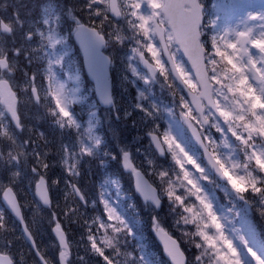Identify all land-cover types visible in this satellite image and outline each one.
Masks as SVG:
<instances>
[{
    "label": "rangeland",
    "instance_id": "374dc122",
    "mask_svg": "<svg viewBox=\"0 0 264 264\" xmlns=\"http://www.w3.org/2000/svg\"><path fill=\"white\" fill-rule=\"evenodd\" d=\"M202 1H204L208 6L211 24L214 25L213 28L219 25L218 29L221 34L219 35L223 41L229 44V47L235 50L236 55L238 56V65H236V68L237 70L239 69V81L241 80V70L243 83L246 85V91H248L253 100H258V102L263 106L264 112V0ZM68 3L72 5L76 4L77 8H83L86 10L87 14L93 17L97 14L104 17L108 13L107 0H68ZM130 3H134L136 5V10L131 8ZM161 3L162 0H120L122 11L125 12V14L120 22H116L112 19V22L108 20V23L117 33L122 35L123 47L117 52L116 58L118 60L119 57L118 61L123 65L122 68L128 69L130 76L127 77V79L130 81H137L139 79L142 83L140 84V88L137 90L136 97L137 105L141 106V112L138 115L139 123L145 128H152L153 125L162 126V130L166 134L172 150L174 151L177 159L182 163L189 185L197 190L201 188L202 180L204 182H210V175L207 171L206 165H203L199 161V151H197V149L193 146L186 130L180 125L181 122L176 115L177 110L167 102L166 95L164 96V91L161 90L162 92H160L159 90V88H161L160 86L168 88L165 85H169V81H166L165 79L167 78V67L161 56L160 49L155 43L152 26L153 19L155 17L163 22L162 15L160 13ZM240 5H244L245 11H238ZM27 6L28 5L25 7ZM47 9L48 10H46L45 13L46 17H42V22H47V43L44 46L46 47V54L48 56L46 61L50 66L52 90L47 89L46 95L51 98L50 101L52 103L55 101L56 108L67 112L68 98L66 94V84H68V80L66 81L65 78L68 77V75H71V78H73V76L75 77L73 65L77 60L75 59L76 56L71 54L68 61L62 60L61 63L60 60L62 57L59 53H57L53 45L54 41L51 40L52 35L50 34V31L54 20L52 19L48 21V15L52 10L51 8ZM31 17L32 11L26 10L25 19L27 20ZM243 34L249 35V42L245 46L240 45V37ZM215 35L216 33H213V37ZM169 47L185 81L192 87L193 90H196L194 80L189 73L187 65L184 61H182L178 48L172 39L169 42ZM137 48H139L144 55L154 62L160 70V75L157 76L160 86L156 84V89H151L146 83L151 79L140 65L136 55ZM249 65L254 66L259 71L261 78L263 77L260 82L253 80L248 71ZM125 75H128V73ZM46 78L49 80V84L51 86L49 76L47 75ZM217 79V75H211L212 83L218 82ZM122 81L123 78H119V82L123 83ZM89 88L91 89V87ZM173 89L174 88L172 87V91ZM213 90H215L214 87ZM173 95H177L178 106L180 109L197 117L190 109L187 100L182 94L174 92ZM213 95L218 109L225 113L228 121L235 120L237 116V103L234 102L233 106L226 98L228 94L218 87L216 91H214ZM123 97L124 96L122 95V98ZM238 104L241 105L242 102H239ZM91 106H93V103H91ZM205 117L208 119L205 135L210 137V143L215 150L214 153L217 159L224 166V169L229 176L236 177L244 160L236 147L233 135L227 128L224 127L221 119L214 117L210 109L205 111ZM75 124L76 123L73 122L74 127H76ZM87 125L90 126L89 123H87ZM30 130L31 131H28V135H32L38 139V141L34 142V146H37L38 148L41 146L44 147L40 150L41 159H39L41 161L47 160V156L50 152L47 146H44L47 145V133H49V131L53 133L49 134L54 135V137L51 138V141L53 140V158L51 156V166L54 171L61 170L65 172L70 170L71 167L69 166L71 164L79 163L80 160L84 156H87V153H90L91 151L87 148V143L85 142L77 144L73 143L70 148H68L69 138L64 136L66 132H56L54 128H51V125H48V132L38 131V129L35 131L33 125H31ZM214 133H218V137L214 135ZM23 148L27 151L26 147ZM69 151L72 152V154H69ZM257 155L264 163L263 146L258 148ZM32 156L33 151H31V154L25 153V162H27ZM27 173L28 171H26V179L28 178ZM49 174L51 175L52 171ZM252 176L255 177V173H252ZM85 186L88 191L94 187V185L90 184H85ZM220 190L228 197L232 196V193L226 184H221ZM102 195V200L105 203H108L106 202L104 192ZM70 199V196L64 189V192L61 196H59V203L68 204ZM33 205L35 207L34 213H36L37 210L39 212V206L36 203H33ZM106 208L108 209L107 205ZM210 211L214 220L223 229L227 241L239 250L242 256L245 255L247 251L243 250L242 247L240 248V242L247 245L249 242L248 235L251 232V224L248 221L246 214H242L241 211L231 214L230 209L223 206V204H219L217 210L212 206ZM49 220H51V218L45 219L44 217H41L39 219V233L40 236L45 238V245L47 244L50 247H53L55 244L51 238L50 225L48 224ZM47 226H49V230H47ZM232 234H235V236ZM237 235L240 237H237ZM250 249L252 250L253 259L258 261L260 264H264V259L260 252L253 251L252 247H250ZM112 259L113 257H110V260ZM91 263L96 264L95 262ZM243 263L246 264L244 259ZM105 264H107V262H105Z\"/></svg>",
    "mask_w": 264,
    "mask_h": 264
},
{
    "label": "trees",
    "instance_id": "16d2710c",
    "mask_svg": "<svg viewBox=\"0 0 264 264\" xmlns=\"http://www.w3.org/2000/svg\"><path fill=\"white\" fill-rule=\"evenodd\" d=\"M120 48L121 46L119 44L117 51ZM73 51L77 53L75 48ZM113 63L112 80L114 83V91L118 96L121 94L130 99V102H127L126 100H120L117 96L119 108V119L117 122L119 123L120 130H118L116 135L119 138L120 147L122 149L124 143L142 145L145 140L144 130H139L136 124V115L132 110V103L135 106V86L129 80L125 86L120 85L119 78L122 73V69L120 68L121 64L115 57ZM77 70V73L75 72V77L77 82L76 87H78L79 90V87H83L87 80L83 75L81 62L80 65L77 66ZM30 73H32L31 70L25 69L23 78H27ZM235 90L237 89L235 88ZM240 90L242 89L239 86L237 92ZM85 95L84 90H82L77 98L83 99ZM69 98L72 113L79 120V117L75 113L76 102L71 99V95H69ZM94 105L99 108L96 103H94ZM241 121L243 122V120ZM99 122L100 120L98 119L93 121V125L96 129L99 127ZM256 130L257 129L252 127L249 129V126L245 127V133L243 134L244 141L241 147L247 152L250 151L249 141L254 140L256 137L255 135H257ZM101 133L102 138L98 140L96 144V153L98 156L104 158L103 162L105 166H107L109 162L114 163L115 160L118 163L119 158L116 156V153L113 155L109 152L114 148L115 151L118 150L119 146H114L113 142L110 141L109 132L106 130V127L102 128ZM136 149L141 152L140 146H136ZM95 165H97V163ZM168 165L170 168L162 172V174L164 173L163 177L159 176V169L155 170L154 168L147 175L161 193L160 195L163 203L160 211L161 215H159L161 219L159 221L179 240L188 256L187 264H237L235 256L230 254V250L224 244L223 237L218 227L213 223L212 218L208 213L200 210L201 207L199 206L197 196L187 191L184 181L182 182V174L179 172L172 159L169 160ZM158 166L162 165L158 163ZM88 175H90V173H88ZM109 181L112 192L119 201V208L131 226L130 232L135 234V238L139 240V244L142 248H146L147 242L150 240L152 242L151 249L154 252L158 250L152 231L150 230V221L148 218H143L140 211L126 207L132 202L135 204L140 203L136 195L128 191V186L132 185L129 177L118 175L114 181L111 177ZM240 184L242 186H240ZM240 184L236 183V186L242 190L244 198L253 202L256 200L259 202L257 206H254L252 216L258 226L264 229V196L257 194L260 189H264V172L261 173V176L255 181H250L247 177L246 180H242ZM89 209L90 207L86 208V210ZM77 211L75 207L73 209L71 207L68 208V212L77 213ZM92 217L88 218V220ZM75 218L76 216H71L70 220H74ZM64 219L65 218H63V220Z\"/></svg>",
    "mask_w": 264,
    "mask_h": 264
},
{
    "label": "water",
    "instance_id": "95a60500",
    "mask_svg": "<svg viewBox=\"0 0 264 264\" xmlns=\"http://www.w3.org/2000/svg\"><path fill=\"white\" fill-rule=\"evenodd\" d=\"M184 3H190L193 6L190 12L183 10L182 5ZM113 6H115L116 8L115 12H113ZM109 7L110 13L116 18H118L119 15L117 13L116 0H109ZM162 11L166 15V17H168L169 24L172 27L174 37L177 43L179 44L184 57L188 60L189 65L192 69V73L198 80V83L201 87L199 94H194L185 88L186 95L188 96L194 110L201 113V98L208 101L210 100L211 96V84L208 81V75L203 62V50L199 43L198 27L201 22V7L198 5L197 0H165V4L162 8ZM75 29L76 30L74 34V39L79 49L81 50L84 62V69L90 79L94 81L96 97L102 106H112L113 100L111 95V83L110 80L107 79L109 76L108 68L110 60L108 56L102 52V48L105 45V40L102 35L96 32V30L88 28L87 26L79 25L76 26ZM160 29L161 28L156 25L157 35L159 37V41L162 43V48L170 64L171 71L174 74L176 80L182 83L180 77L176 73L175 68L173 67L172 61L169 60L170 55L166 49L164 41L161 38ZM181 41H183V44L181 43ZM186 47L192 51V58H190L189 55L186 54ZM144 65L145 68L151 69L145 62ZM2 91L4 97L7 98L10 93H6L4 90ZM8 113L12 121L15 123V113L10 110ZM183 118L191 136L197 141L201 148L204 147L199 132L194 127L191 120L186 117ZM148 137L150 138L154 149H156L160 155H163L164 149L157 135L148 134ZM207 160L210 166L218 174H220L216 163L214 161L211 162L209 158H207ZM121 164L123 170L131 174L135 192L142 198V200L151 202L155 206V208L158 209L161 200L158 196L157 188L149 181V179L144 175V173L140 169H137L134 166V163L132 162L130 156L127 153H124L122 155ZM36 189V194L42 204L47 205V190L40 189L39 184L36 185ZM3 199L8 210H10L14 217L20 222L26 241L31 245L37 257L43 262V264H45L44 260L36 249L30 231L26 227V224L22 218V214L20 212L16 200H14L12 195L10 196V198L4 195ZM53 232L60 246L65 247L64 236L62 231L54 230ZM154 234L158 243L162 247L164 256L165 250L167 249L168 252L172 253L177 257V264H183V260L179 256V249L181 248L177 239L171 236L164 228L161 227L155 228ZM0 264H11V261L7 257L0 256ZM61 264H63L62 261Z\"/></svg>",
    "mask_w": 264,
    "mask_h": 264
},
{
    "label": "flooded vegetation",
    "instance_id": "af4514ba",
    "mask_svg": "<svg viewBox=\"0 0 264 264\" xmlns=\"http://www.w3.org/2000/svg\"><path fill=\"white\" fill-rule=\"evenodd\" d=\"M64 1L56 0L57 7L59 8ZM23 10V2H20V0H0V82L8 86L14 93L16 98L15 112L19 124V128L13 127L6 112L7 108L1 105L2 95L0 93V166L4 170H6L5 167L10 154L15 157L13 159L15 163L21 162L20 152L14 150L13 147L16 139L23 141L26 115L35 110L36 102L34 100L40 99V96L35 97L32 91L33 85H31L28 92L25 91L24 93V90H27V85L24 83L23 72L27 69L26 64L31 63L29 58L37 61L38 56L34 52L39 51L41 44L36 34L39 33L38 36H41L40 32L43 31V27L40 23L34 24V34H27L25 39L23 34L26 28L23 20H21ZM40 10L41 7L38 6V13ZM58 24L60 28L68 27V21L64 17L58 19ZM31 39V44L26 45ZM30 77L29 80L33 81L34 84H38L32 76ZM3 175L0 176L4 180L6 176ZM1 178L0 186L2 185ZM16 184L19 186L18 178ZM11 186H14V184H11ZM1 217L0 212V253L10 255L15 264H22L25 252L23 236L15 229V224L12 221L7 218L2 220ZM46 259L49 264H57L54 253H47ZM68 261L69 264H72L69 258ZM74 264L78 263L74 262Z\"/></svg>",
    "mask_w": 264,
    "mask_h": 264
},
{
    "label": "snow or ice",
    "instance_id": "6c2138e0",
    "mask_svg": "<svg viewBox=\"0 0 264 264\" xmlns=\"http://www.w3.org/2000/svg\"><path fill=\"white\" fill-rule=\"evenodd\" d=\"M115 11H116V8L115 6H113V12ZM181 43L183 44V41H181ZM185 51H186V54H188L189 57L192 58V55H193L192 51L188 49L187 47L185 48ZM172 59H173L172 57H169L170 61ZM173 67L176 68L177 66L173 63ZM257 194L264 196V189H260ZM165 256L167 257V264H177V257L173 255L172 253L168 252L167 249L165 250ZM179 256L182 258L183 264H187V257L186 255H184L182 249H179Z\"/></svg>",
    "mask_w": 264,
    "mask_h": 264
}]
</instances>
